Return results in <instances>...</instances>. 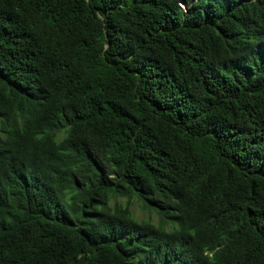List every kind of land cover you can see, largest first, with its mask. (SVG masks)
I'll use <instances>...</instances> for the list:
<instances>
[{
    "label": "trees",
    "instance_id": "1",
    "mask_svg": "<svg viewBox=\"0 0 264 264\" xmlns=\"http://www.w3.org/2000/svg\"><path fill=\"white\" fill-rule=\"evenodd\" d=\"M0 264H264V0H0Z\"/></svg>",
    "mask_w": 264,
    "mask_h": 264
},
{
    "label": "rangeland",
    "instance_id": "2",
    "mask_svg": "<svg viewBox=\"0 0 264 264\" xmlns=\"http://www.w3.org/2000/svg\"><path fill=\"white\" fill-rule=\"evenodd\" d=\"M123 203H125V199H121ZM131 211L134 215V217L138 220L147 219L148 217L151 218L153 222L157 221V217L155 213H149L146 209L140 206V204L137 201H134L130 205Z\"/></svg>",
    "mask_w": 264,
    "mask_h": 264
}]
</instances>
